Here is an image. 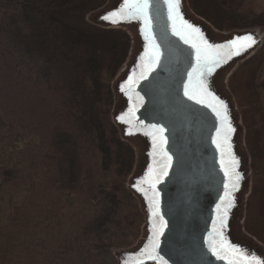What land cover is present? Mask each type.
I'll return each mask as SVG.
<instances>
[{
	"label": "trees",
	"instance_id": "obj_1",
	"mask_svg": "<svg viewBox=\"0 0 264 264\" xmlns=\"http://www.w3.org/2000/svg\"><path fill=\"white\" fill-rule=\"evenodd\" d=\"M89 1L0 0V264H118L141 236L136 151L111 118L131 37L58 16ZM208 1L217 26L264 23L258 0Z\"/></svg>",
	"mask_w": 264,
	"mask_h": 264
},
{
	"label": "water",
	"instance_id": "obj_2",
	"mask_svg": "<svg viewBox=\"0 0 264 264\" xmlns=\"http://www.w3.org/2000/svg\"><path fill=\"white\" fill-rule=\"evenodd\" d=\"M110 5L97 13L95 23L104 29H124L135 40L128 69L122 75L116 90L121 100L118 97L116 101L114 123L123 140L129 142L137 153V165L128 187L137 197L145 216L141 244L132 249H121V254L116 255L117 262L136 264L139 260L141 264H162L159 258L149 259L141 255L152 239L153 218L148 199L137 187L148 190V195L151 196L150 185L143 182L148 175V169L152 167L159 170L166 163L158 146L156 154L153 155L152 138L144 134L151 131V125H158L165 128L167 143L164 150L172 159L167 167V175L156 184L155 189L159 192L160 212L167 222L155 255L162 257L167 264H228L231 257L220 258L224 256L219 247L221 237L214 231V226L219 227L217 206L223 208L221 197L224 196V186L229 184V188L231 187L221 165L220 149L213 143L220 121L211 109L189 100L184 95L185 87L189 86V73L196 67L195 50L172 34V22L168 19L164 0H152V32L159 45L160 59L147 76L141 79V72L147 71L151 42L145 39L143 24L139 20L112 23L103 19L105 15L121 8L123 0H112ZM180 11L185 20L201 29L209 43L224 44L249 34L255 38L252 47L218 66L207 77V83L209 90L228 106L235 129L230 138L232 151L239 159L238 171L243 176L239 190L232 193L234 206L229 209L223 238L240 246L247 254H255L264 260V249L251 243L247 237H239L235 232L250 179L248 159L240 148L243 126L234 101L227 95L221 83L239 61L251 56L261 46L262 38L255 30L234 31L233 34L219 36L209 23L192 15L186 0H181ZM129 77L133 78L134 84L127 85ZM139 97H143L142 102ZM122 115L125 120L131 119V124L121 122L119 117ZM129 130L133 134H128ZM210 245L217 247L219 255L211 251Z\"/></svg>",
	"mask_w": 264,
	"mask_h": 264
},
{
	"label": "snow or ice",
	"instance_id": "obj_3",
	"mask_svg": "<svg viewBox=\"0 0 264 264\" xmlns=\"http://www.w3.org/2000/svg\"><path fill=\"white\" fill-rule=\"evenodd\" d=\"M164 3L167 5L168 19L172 22V34L195 50L196 67L189 73V86L185 87L184 95L189 100H193L197 104L211 109L220 121V128L216 130V139L213 140V143L220 149L222 156L221 165L223 166L224 175L228 178L231 186L229 188V184H225L224 196L221 197L223 208L221 209L220 205L217 206V222L219 227L216 228L214 226V231L217 236L221 237L219 247L224 252V256L220 258L231 257L228 264H264V260H261L255 254H247L240 246L234 245L226 238H223V229L226 226L229 209L234 206L232 193L239 190V184L243 176L238 171L239 159L232 151L230 138L235 129L231 123L228 106L225 101L221 100L209 90L207 83V77L218 66L226 63L232 56L240 55L242 51H246L252 47L255 43V38L249 34L234 38L224 44L209 43L199 27L184 19L180 11L181 0H164ZM151 7L152 0H123L121 8L103 17V19L110 20L112 23H120L122 21L130 22L132 20L142 22L145 39L151 42V55L148 57L147 71H143L140 74L141 79L147 76L148 72L156 66L160 59L159 45L156 43L155 35L152 32ZM240 41H244L245 43H240ZM132 84H134V80L132 77H129L127 85ZM122 90H124L123 87ZM139 99L141 102L143 101V97H139ZM119 119L121 122L131 124V119L125 120V116L123 115ZM150 128L151 131H146L144 134L152 138L154 146L153 155L156 154V147L158 146L159 153L166 160V163L159 170H154L152 167L148 169V175L144 178L143 182L150 185V190L152 191L151 196L148 195V190L137 186L138 190L143 192L148 199L151 216L153 218L152 239L148 242V246L141 255L149 259L159 258L162 264H167L166 261H163L162 257L155 255L156 249L160 244V236L164 234V229L167 226V222L160 212L159 192L155 189L156 184L162 180L163 176L167 175V167L170 166L172 158L164 150V145L167 143V138L164 136L165 128L158 125H151ZM128 134L131 135L133 133L129 130ZM153 175L154 179H152ZM210 247L214 254L219 255L215 245H210ZM136 264H141V261L137 260Z\"/></svg>",
	"mask_w": 264,
	"mask_h": 264
},
{
	"label": "rangeland",
	"instance_id": "obj_4",
	"mask_svg": "<svg viewBox=\"0 0 264 264\" xmlns=\"http://www.w3.org/2000/svg\"><path fill=\"white\" fill-rule=\"evenodd\" d=\"M111 1L90 0L86 5H80L74 9L59 13L58 16L82 29H90V27L101 28L100 25L95 23V16L100 10L110 7ZM186 1L192 15L201 21L209 23L219 36L230 35L234 31L255 30L262 38L261 46L251 56L239 61L221 83L227 95L231 96L234 101L240 123L243 126L240 136V148L245 158L248 159L247 168L250 179L248 191L243 196L242 206L240 207L241 218L237 222L235 232L239 237H247L251 243L253 242V244L255 243L264 249V109L261 108L264 101V23L245 28H234L229 23L217 26L205 16L213 10V6L208 0ZM258 6L259 10L264 12V0H258ZM128 32L131 33V31ZM134 44L135 40L131 36V48L127 61L120 66L112 82L115 102L111 113L113 121H115L114 109L119 97L116 90L122 75L128 69V62L131 60ZM260 73H262V77H259ZM119 99L121 100L120 97ZM131 176L128 179L127 186L130 183ZM144 226L145 223L142 227L140 238L133 245L124 248L132 249L140 243ZM124 248H116L114 255H120L121 249Z\"/></svg>",
	"mask_w": 264,
	"mask_h": 264
}]
</instances>
